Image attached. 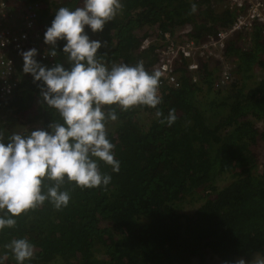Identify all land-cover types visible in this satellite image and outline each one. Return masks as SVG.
Segmentation results:
<instances>
[{"label":"trees","instance_id":"trees-1","mask_svg":"<svg viewBox=\"0 0 264 264\" xmlns=\"http://www.w3.org/2000/svg\"><path fill=\"white\" fill-rule=\"evenodd\" d=\"M7 2L23 14L29 3L42 5L36 21L39 40L32 37L28 47L36 48L33 41L40 43L37 59L49 67L52 62L70 67L63 53L66 41H58L52 61L41 57L51 48L44 33L59 7H82L83 0ZM222 2L228 7V0H121L103 31L92 32L88 26L85 31L103 42L97 58L109 68L142 62L152 72L155 46L140 51L142 33L190 23L195 40L204 41L230 27L237 16L229 7L219 11L216 6ZM12 29L20 30L13 25ZM263 55L264 36L257 25L227 42L224 56L235 75L229 86L216 87L219 69L210 66L211 60L198 63L194 83L181 64L180 86L163 91L157 108L102 106L106 114L117 113V120H106V129L120 171L113 172L97 158L100 171L112 176L107 186L82 188L67 177L63 182L44 178L42 192L59 183L70 195L69 204L57 210L46 200L15 217L14 227L0 231V256H8L5 264H17L5 245L20 237L35 246L33 258L25 264H236L264 258V170H259L254 150L264 137L257 125L264 124ZM19 57V86L11 98L0 101L1 113L37 125L24 135L62 123L59 112L43 101L41 82L23 72V56ZM255 67L262 72L259 78ZM170 109L177 116L171 126L164 120ZM13 129L8 123L0 125L6 137ZM225 175L229 182L219 186ZM192 197L204 202L194 213L182 212ZM4 215L6 210L0 211Z\"/></svg>","mask_w":264,"mask_h":264},{"label":"clouds","instance_id":"clouds-1","mask_svg":"<svg viewBox=\"0 0 264 264\" xmlns=\"http://www.w3.org/2000/svg\"><path fill=\"white\" fill-rule=\"evenodd\" d=\"M221 4L227 7L223 2ZM120 8L121 0H83L82 7L56 10L44 33V41L51 46L49 54L52 57L57 56L58 41H66L63 53L70 67L63 63L51 67L45 65L37 59L36 48L21 52L23 72L31 74L34 82H41L43 101L59 112L63 122H52L47 128L34 129L27 135L12 132L6 137L0 130V211L6 210V215L0 216V231L14 227L15 217L46 200H50L57 210L69 204L70 195L60 190L59 183L50 187L47 193L42 192L44 178L63 182L67 177L82 188H94L107 186L112 180L110 174L100 171L98 160L110 165L113 172L120 171L115 144L108 138L106 129V120H117V113L112 110L106 114L102 106L119 105L127 110L137 105L157 108L162 102L159 95L161 72L155 67V71L149 72L140 62L113 64L109 68L97 58L103 42L91 39L85 27L92 32L103 31ZM192 11H196L195 5ZM187 25L192 26L194 38V27L190 23L173 31ZM157 29L161 28L152 27L146 34L142 33L140 51L155 46L156 53V42L147 49H141V45L149 32ZM208 60L217 62L210 58L200 62ZM181 64L192 80L189 61L184 59L179 66ZM156 115L162 117L163 113L157 111ZM176 119L175 109H170L164 117L169 126ZM5 247L17 264H25L34 256L35 246L26 237L14 238ZM7 258V253L0 256V264H5ZM236 264H245V261L241 259Z\"/></svg>","mask_w":264,"mask_h":264},{"label":"built area","instance_id":"built-area-1","mask_svg":"<svg viewBox=\"0 0 264 264\" xmlns=\"http://www.w3.org/2000/svg\"><path fill=\"white\" fill-rule=\"evenodd\" d=\"M41 7L39 2L29 3L24 28L14 30L7 25L12 16L10 4L6 0H0V100L12 96L18 86L15 53L24 50L32 37H38L35 29ZM228 7L237 12L234 22L230 27L218 30L204 41H197L192 37L191 25L178 31L162 29L150 31L142 40L141 49L149 48L154 42L157 45V62L154 67L161 72L159 95L168 88L180 86L177 70L182 60L189 61L188 70L193 82H196L198 63L207 58L224 61L230 37L240 32L244 34L251 32L257 25L261 27L264 36V0H228ZM244 38L247 39L245 36ZM42 57L48 60L52 58L47 52L43 53ZM232 79V69L224 63L216 87L225 85Z\"/></svg>","mask_w":264,"mask_h":264},{"label":"rangeland","instance_id":"rangeland-1","mask_svg":"<svg viewBox=\"0 0 264 264\" xmlns=\"http://www.w3.org/2000/svg\"><path fill=\"white\" fill-rule=\"evenodd\" d=\"M11 1L16 3L17 0H11ZM47 1H51V0H47ZM52 1H55V0H52ZM44 4L46 6L47 3L44 2ZM13 6L16 8V5H13ZM222 7H223V5H221V3L216 6V8L219 11L222 9ZM16 14H19V18H16V19L14 18L13 20H10L9 22H13L14 24L12 23V25L16 29L23 28V22L21 20V16H22L21 14H23V13L19 12V13H16ZM33 42L36 45V49H38L37 46H41L40 43H38L36 41H33ZM36 43H38V44H36ZM29 45H30V43H29ZM28 46L26 48L28 50L31 49V47L29 48ZM26 48L24 50H22V51L27 50ZM44 52H46V50ZM16 53H15V57L17 59V69H18V64H19V60H20L19 56H20L21 53L18 54V55H16ZM39 54H40V52H39ZM263 57H264V55H263ZM221 62H223V61H221ZM229 62L232 63L230 60H228V62L226 60V63H229ZM216 63L213 62V63H211L210 66L218 68L219 69V75H220V72L222 70V66H221L222 64L220 62H218V61ZM198 67H199V64H198ZM232 67H233V64H232ZM197 69H196V71H197ZM255 70H257L256 76L259 78L260 74L262 72H260V71L258 72V69L256 67H255ZM17 73H18V70H17ZM18 77H19V75H18ZM234 79H235V75L233 74V79L231 81H233ZM230 82L227 83L226 85L229 86ZM9 114H10V112H9ZM7 123L9 125L11 124V126L13 125V128H14L13 132H18V133H21V134L24 131H26L27 129L35 128L37 126L36 124L29 123L28 121H25V120H23V119H21V118H19L17 116H16V119H12V117L8 118L6 115H4V113H1V111H0V125L1 124H7ZM257 125L260 128L261 132L264 133V124L262 122H257ZM254 150L257 151L258 154H259V170L262 171V170H264V137L260 138L258 143L256 145H254ZM229 180H230L229 175H225L219 180V184L218 185L219 186H224V185H226L229 182ZM202 202H204V199L196 200V198L192 197V198H190V202H185L183 204V207H182L181 211L182 212H186V213H194L195 210L201 205ZM262 261H264V258L259 256V257H256L254 260H252V262H245V264H261ZM209 262H210V260H209ZM218 264H221V263H218Z\"/></svg>","mask_w":264,"mask_h":264},{"label":"bare ground","instance_id":"bare-ground-1","mask_svg":"<svg viewBox=\"0 0 264 264\" xmlns=\"http://www.w3.org/2000/svg\"><path fill=\"white\" fill-rule=\"evenodd\" d=\"M7 1V0H6ZM10 7H11V5H10ZM27 8V7H26ZM10 13H12V16H11V18L9 19V21L10 20H13L14 18L16 19V18H19V14H16V13H18V12H16L12 7H11V10H10ZM25 14H26V9H25ZM25 14H21L22 16H21V20H22V22H23V28H24V26H25ZM7 22V25H8V27H11L12 28V22ZM37 26V25H36ZM20 29H22V28H20ZM35 32H38V37H34L35 38V40H39V35H40V32H39V30H38V28L36 27V29H35ZM230 39V38H229ZM228 39V40H229ZM43 53H46V52H43ZM42 53V54H43ZM42 54H41V57H42ZM49 54V53H48ZM43 58V57H42ZM15 59H16V57H15ZM43 59H45V58H43ZM52 59V58H51ZM45 60H48V59H45ZM50 60V59H49ZM226 60L227 59H225V56H224V61L223 62H221V61H218V62H220L222 65V68H223V65H224V63H226ZM52 61V60H51ZM227 62H228V60H227ZM52 65H55V62H52L51 63ZM230 67H231V69H232V63H227ZM16 77H17V80H18V86H19V77H18V73H17V59H16ZM18 86H17V88H18ZM16 88V89H17ZM16 91V90H15ZM15 93V92H14ZM14 93H13V95H14ZM12 95V96H13ZM12 96H10L9 98H11ZM8 99V98H7ZM4 100H6V99H4ZM0 101H2V100H0Z\"/></svg>","mask_w":264,"mask_h":264}]
</instances>
